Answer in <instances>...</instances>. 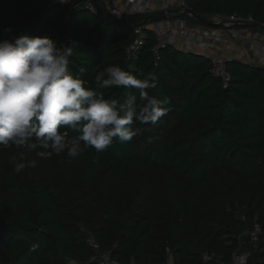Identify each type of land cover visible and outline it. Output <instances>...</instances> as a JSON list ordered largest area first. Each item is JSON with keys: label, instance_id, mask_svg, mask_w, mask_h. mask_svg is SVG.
<instances>
[{"label": "trees", "instance_id": "obj_1", "mask_svg": "<svg viewBox=\"0 0 264 264\" xmlns=\"http://www.w3.org/2000/svg\"><path fill=\"white\" fill-rule=\"evenodd\" d=\"M83 1L0 0V40L78 42L70 68L91 87L107 65L154 72V94L170 111L151 143L141 134L78 159L33 153L37 167L27 173L13 171L15 148L0 150V264H99L89 236L120 264H166L170 254L175 264H203L206 253L229 262L245 227L238 213L264 228V66L228 61L233 81L224 89L211 58L171 45L156 56L149 30L132 48V28L94 16ZM186 2L199 15L264 23V0ZM105 95L119 99L124 90ZM252 261L264 264V236Z\"/></svg>", "mask_w": 264, "mask_h": 264}, {"label": "clouds", "instance_id": "obj_2", "mask_svg": "<svg viewBox=\"0 0 264 264\" xmlns=\"http://www.w3.org/2000/svg\"><path fill=\"white\" fill-rule=\"evenodd\" d=\"M64 2V0H61ZM13 31L5 26V34ZM78 42L64 43L50 35L20 34L0 40V150L15 148L13 171L27 173L41 159L66 154L78 159L87 150L105 152L155 130L170 107L154 94V72L127 71L107 65L88 86L82 72L70 68ZM109 89H123L119 98Z\"/></svg>", "mask_w": 264, "mask_h": 264}, {"label": "built area", "instance_id": "obj_3", "mask_svg": "<svg viewBox=\"0 0 264 264\" xmlns=\"http://www.w3.org/2000/svg\"><path fill=\"white\" fill-rule=\"evenodd\" d=\"M68 0H52L53 4L63 5ZM100 6L108 19L128 20L132 25L137 38L132 48L144 45V30L151 31L156 36V43L152 52L157 56L159 52L168 46H175L179 39L184 38L193 43L199 51H204L218 44L221 48L212 58L211 73L222 81L223 88L227 89L233 81L232 75L227 68L228 61L233 60L230 52L235 43H243L249 49H260L259 63L264 66V42H260L264 23H259L251 16L245 15H201L206 20L220 25L217 29L207 28L200 22L197 28H191L188 22L181 18L185 10L189 9L186 0H98ZM176 1L177 3H175ZM82 6L94 16L99 17V11L93 0H84ZM168 12L167 19L151 21L143 24V17L156 12ZM190 16V15H187ZM191 17V16H190ZM69 19V18H67ZM260 25L261 28H252ZM252 29L253 34L246 37L243 30ZM236 218L245 223L244 229L237 235L236 247L229 262L213 254H203V264H254L252 259L260 251L264 228L255 216L252 219L244 213H238ZM88 245L92 248L94 255L92 261L99 264H120L109 252H102L99 243L93 236L88 237ZM166 264H175L172 254L169 255Z\"/></svg>", "mask_w": 264, "mask_h": 264}, {"label": "crops", "instance_id": "obj_4", "mask_svg": "<svg viewBox=\"0 0 264 264\" xmlns=\"http://www.w3.org/2000/svg\"><path fill=\"white\" fill-rule=\"evenodd\" d=\"M243 34L246 37H250L253 34V30L250 28L245 29V30H243ZM260 42L261 43L264 42V32H262V35L260 37ZM175 47L184 51V52L201 54V55L209 57V58L214 57L216 52L221 48L220 45L215 44V45L211 46L210 48L205 49L204 51H199L198 49L195 48L193 43H189V42H187V40L185 41V39H179L177 44L175 45ZM259 52H260L259 48L252 50V49H249L247 46H245V44H242L241 42H239V43H235L233 45V49L229 54L233 58V60H237V61L243 62L245 64L259 66L260 65V63H259V59H260ZM261 66H263V65H261Z\"/></svg>", "mask_w": 264, "mask_h": 264}, {"label": "water", "instance_id": "obj_5", "mask_svg": "<svg viewBox=\"0 0 264 264\" xmlns=\"http://www.w3.org/2000/svg\"><path fill=\"white\" fill-rule=\"evenodd\" d=\"M93 2L99 11V17L102 20L108 21L111 24H114L117 26H124L127 28H132V25L129 23L128 20H120V19H112L111 20V19H108V17L105 15V13L103 12V10L101 8L99 1L93 0ZM184 13H185V15H190L192 18H194L196 21L200 22L205 27H208L211 29H217L220 27V25L206 20L205 18H203L201 15L197 14L196 12L191 10L190 8L186 9ZM168 17H169L168 12L161 11V12H156V13L149 15V16H145L142 19H143V24H149L151 21L167 19ZM252 28H261V26L255 25V26H252Z\"/></svg>", "mask_w": 264, "mask_h": 264}, {"label": "rangeland", "instance_id": "obj_6", "mask_svg": "<svg viewBox=\"0 0 264 264\" xmlns=\"http://www.w3.org/2000/svg\"><path fill=\"white\" fill-rule=\"evenodd\" d=\"M176 2V1H175ZM177 3V2H176ZM187 16V15H186ZM181 18H184V17H181ZM188 18H191L194 22H192L191 20H189ZM187 22H188V24H189V26L191 27V28H197V24H199V22L198 21H196L194 18H192V17H190V16H187V19L186 18H184ZM181 39H184V38H181ZM186 41V40H185ZM243 44V43H242ZM246 46V45H245ZM249 51V50H248ZM213 57H211V59H212Z\"/></svg>", "mask_w": 264, "mask_h": 264}]
</instances>
